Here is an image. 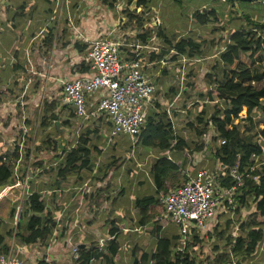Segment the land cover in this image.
<instances>
[{
    "label": "crops",
    "instance_id": "obj_1",
    "mask_svg": "<svg viewBox=\"0 0 264 264\" xmlns=\"http://www.w3.org/2000/svg\"><path fill=\"white\" fill-rule=\"evenodd\" d=\"M102 1L0 0V91H3L0 92V113H10L13 115V120L17 121L14 113H18V109L22 112L19 115L20 122H13L12 124L13 128H17V132L12 131L11 127L8 129L10 133H16L14 138L9 140V145L13 149H17L20 135H23L21 133L23 131L27 134L32 132L31 118L35 115H32L31 111L33 108L36 109L37 103L40 101L41 107L44 104L47 105L45 111L43 110L42 113L36 115L41 123L44 117H50L51 114L57 116L56 121L51 120L47 130L53 127L54 132L57 133L58 145L63 146L67 142V138L70 139L72 136L77 135V144L81 138H86L89 141L88 148L92 151L88 166L74 172L65 179L58 177L57 174L50 179L43 176L45 174L43 172H46L48 168L45 167V164L40 165L41 170H43L39 171L41 173L34 172L32 166L36 161L33 164L32 157L27 158L28 152H25L24 164L21 163V159L16 175L20 181L24 180L26 182V187L22 189L15 186L18 181L15 175H13V180L9 185L2 186L5 191L3 193L4 197L0 201V231L4 234V246L8 248L9 252L11 251L22 258L24 263L27 262L26 264H37L41 254L39 248L25 245L16 235V227L20 217L18 221L15 218V224L11 223L9 212L14 202L9 204L7 197L12 194L16 196V209L18 207L23 209L26 200L32 194L38 193L42 196L46 209L45 213L56 215L54 217V227L45 242L46 246L42 243L39 244L41 249H45L44 261L48 264H71L75 260L74 250L77 253L80 248L90 249L92 237L99 236L93 230L94 224L89 225L92 220L96 219L95 214L103 215L104 221L107 220L106 214L118 215L119 223L122 224V221H125V215L128 213L129 192H132L134 198L131 204L133 212L134 203L137 199L151 195L157 198L158 194L163 192H155L150 172L151 167L158 159L165 157L179 166L182 182L183 172L196 173L204 169L216 171V162L209 154L211 140L203 141V137H196L195 133L198 130L190 127L192 123L195 126L194 120L196 121L198 117L205 113H201L204 111L194 113L192 105H186V99H183L187 92L186 83L188 79L193 77V73L188 66L191 63L201 62V59L197 57L192 59L193 61L191 60L190 63L182 61V58L186 56L177 57L176 63L168 61L163 66L157 62L150 69L156 103L153 109L149 111L148 119L154 123L163 122L171 126L173 138L170 140V148L167 150L145 149L137 140L130 145V139L127 137H121L119 141L111 138V128L108 121L104 119L92 121L76 118L71 113L70 107L62 103L60 81L75 80L86 72L87 69L84 63L88 43L95 40L117 42L120 44V51L125 54L127 48L124 45L126 44H135L140 40L141 43L153 40L148 35L144 36L146 39L142 40V35H136L137 33L120 32L127 19L124 14L127 16L128 12L124 13L122 9L121 12L123 13L118 16L119 11H115V9L119 2L124 3L123 0L118 2L112 0L107 3V7H110V9L107 8L106 11L101 8L100 3ZM136 2L137 0H132L133 6L129 9L132 3L129 4L125 11L132 14L134 11L137 13L142 12L141 7L134 6ZM247 6L264 11V0H259ZM118 10H121L120 7H118ZM137 13L134 12L135 15ZM34 22L38 24L35 25ZM117 26L121 28H117ZM21 27H25L24 33L19 31ZM31 30L34 33L29 37L21 36ZM20 37L26 38L18 41L17 38ZM162 49V51L168 50L167 48ZM160 55L161 53L159 55L153 54L154 58L152 59L151 56L150 60L163 59V57L170 54L163 57H160ZM220 73L218 79L224 76L225 71L221 70ZM208 77L210 76L206 75L207 81ZM218 81L221 82V80ZM209 89L208 84L207 91ZM206 98V103L201 106L205 111L208 110V104L219 103L216 99L210 102L207 92ZM93 103L95 101L92 100L91 104ZM18 104L20 108H18ZM244 110L246 111L245 108ZM255 111L261 113L259 110H254L252 114ZM206 115L208 119L210 113H206ZM251 118H253L252 115ZM260 125L261 130L263 125ZM207 127L204 132L199 129L201 134L197 133L198 136L211 133L214 137L213 125L211 128ZM78 134L80 135L78 136ZM192 136L196 137L197 141H194L195 139ZM178 140H182L186 144L185 147L188 148L182 150L185 151L186 149L189 152L173 149ZM192 142L199 143L193 145ZM201 144L204 145V150L196 153L194 151L195 146ZM137 148H139V151L133 157L134 150ZM121 149L125 151H123L125 156L130 155L120 158L118 161L119 168L112 167L111 169V166L108 165V161L111 159H101L100 163L95 160L97 156V159L101 158L109 150L120 151ZM111 157H114V154H111ZM115 158L118 159L117 156ZM61 160L63 159H60L59 156L57 159L58 166ZM97 164H100V166L104 164V167H107L103 169L105 173L103 179L101 176L100 181L96 179L95 166ZM38 179H40L39 183H37ZM116 188L118 190H114ZM109 218L112 219V217ZM155 222L153 223L154 226L162 228V236L168 239L178 236V229L175 226L168 223L162 227ZM228 222L231 224L227 228ZM106 228L102 227L101 230L108 233L112 229L111 224V229ZM258 228L263 232V239L254 253L244 258L233 257V260L232 255L229 254L227 264H264V224L262 226L258 225L252 204L245 206L234 204L227 207L221 203L216 210L215 217L208 221L206 232L195 231L191 242L193 245L198 244L195 239L203 241L201 243L211 242L210 236L214 237L216 233H225L224 238L217 237V243L220 247L218 254H220L224 246L228 247L229 244H233L239 236L244 237L247 241V233ZM11 229V235L7 234ZM214 229H216V233L213 232ZM225 230H227V233ZM227 235H232L229 243L225 242ZM157 238H160V234L155 236V242ZM148 239L145 238L144 241ZM94 247L99 248L98 243H94ZM214 255L208 258L207 253L205 256L206 264H213L212 257ZM151 256L149 261L152 260ZM191 258H193L192 254Z\"/></svg>",
    "mask_w": 264,
    "mask_h": 264
},
{
    "label": "trees",
    "instance_id": "obj_2",
    "mask_svg": "<svg viewBox=\"0 0 264 264\" xmlns=\"http://www.w3.org/2000/svg\"><path fill=\"white\" fill-rule=\"evenodd\" d=\"M156 0H137L136 7H141L142 13L150 10V5ZM219 1V0H215ZM222 2L230 4L234 7V3L228 2L226 0H221ZM259 1V0H257ZM256 1V2H257ZM128 4L132 3V0H127ZM178 7L181 6L182 0H174ZM190 6L194 7V18H196L200 24H207L208 17H216L217 11L216 7L209 9L207 13H199V9L205 5L203 0H189ZM241 5H249L252 3H246ZM220 6H223L220 4ZM127 19L130 21L136 20L140 25L142 24L141 17L126 11ZM222 16V13L220 12ZM245 20L250 21L248 14L245 16ZM258 24V23H257ZM254 24V25H257ZM252 25V24H251ZM264 32V24L260 26ZM162 37L163 33L157 34ZM145 37L142 36V40ZM166 45V51H162L160 57L169 54L170 50L175 51L173 60L177 57L186 56L187 58H192L198 51L199 45L191 39L179 40L175 44L171 43V40L165 38L163 40ZM228 44L225 46L224 51L219 55L217 60V65H224L228 68V72L224 74L223 81L219 82L222 77L215 79L208 77L209 90L207 91V97L210 102L214 99L219 101V104H224L227 106L225 110H215L213 115L209 118V121L213 125V133L215 136L211 139L209 147L211 156L216 162L215 170H219L224 173L223 178H220V193L223 190L228 189L231 186V178L229 177V171L238 165V173L242 177L244 184L242 187L238 188L234 204L239 206H245L252 204L254 206L255 219L259 226L264 224V168L263 173H261L258 168H256V159L263 162L264 159V121L261 123L263 129L257 134V139L254 143L246 141L245 137L239 132L237 127L233 124L235 120H242L240 113L245 108L246 109V120L251 121V115L254 110H259L262 113L264 120V39L258 32L251 29H237L232 31L228 35ZM249 54V60L253 64H261V67L251 69L249 64L244 63L241 60L243 55ZM154 56L152 55V59ZM261 70H263L261 72ZM196 119L195 124L202 126L203 130H207V126L210 123L206 122V113ZM51 120L56 121L57 116L51 114L50 117H44L42 119V128L46 130ZM204 123V125H203ZM190 127L198 130V134H201L198 127L194 124H190ZM172 131L169 124H164L163 122L154 123L150 119H147L146 126L142 129L141 133L137 137V142L145 149L158 148L160 150H167L170 148V140H172ZM224 141V144H221ZM88 139L81 138L79 140L78 146L66 153L65 158L60 161V165L63 167L57 172V176L65 179L67 176L73 174L74 172L85 168L89 164V158L91 156V149L88 148ZM186 144L182 140H178L174 146L175 151H181ZM188 149V148H187ZM204 150V145H197L194 148L196 153L202 152ZM14 159L11 160L7 158L6 155L0 154V186H7L13 180V163L17 158V149L13 150ZM59 157V156H58ZM255 159V160H254ZM256 169H255V168ZM152 181L155 186V192L158 193L163 191L167 193L170 189L178 188L182 185L178 176L180 174V167L177 166L173 161L162 157L157 160V162L150 169ZM253 177H257V180H253ZM179 181V184L174 183ZM155 193V194H156ZM224 205L229 207L227 202ZM16 203L12 204L9 212V217L13 220L16 212ZM45 205L43 198L40 194H32L25 202L22 209L18 226L16 227L17 236L22 240V242L27 246H36L40 250V259L37 264H48L44 261L45 249L39 247L42 243L48 239L51 231L54 227V217L51 213H45ZM163 206L159 203L156 196H149L142 199H137L134 203V213L137 216V226L147 227L155 222V219L163 213ZM163 224H168V221L163 219ZM231 223H227V228ZM25 231L23 232V229ZM119 229H111L106 233V237L109 239L105 248L103 250H98L96 247L91 246L88 248H80L77 250L78 257L73 260L72 264H90L92 261L102 259L106 264H112L113 260L117 257L120 246L118 243V232ZM154 232L156 235L160 234V238H157L155 243V252L151 256L155 264H164L165 261H169L172 257L171 248L175 246L178 236L168 239L162 236V228L155 227ZM216 233V229L213 231ZM227 233V230H225ZM12 229L7 232L11 235ZM22 233V235H21ZM225 233H216L210 236L213 246L207 248L208 258L215 254L213 258V264H227L229 261V254L233 257H247L250 256L256 250L258 244L263 239V232L260 228L250 230L246 237L239 236L234 240L233 244L229 246H224L220 254L219 245L217 243V237L224 238ZM232 235H227L225 242H231ZM198 244L203 241L195 239ZM93 245V244H92ZM46 246V245H45ZM189 248V247H188ZM203 248H205L203 246ZM8 248L4 246V234L0 231V255L7 254ZM133 256H136V252H133ZM150 259L149 252L142 253L139 257V264H148ZM172 264V262H170ZM174 264H196L193 258L190 257L189 251H186L182 255L175 254Z\"/></svg>",
    "mask_w": 264,
    "mask_h": 264
},
{
    "label": "rangeland",
    "instance_id": "obj_3",
    "mask_svg": "<svg viewBox=\"0 0 264 264\" xmlns=\"http://www.w3.org/2000/svg\"><path fill=\"white\" fill-rule=\"evenodd\" d=\"M102 0H99L101 2ZM112 0H103L101 4V8L103 10H108L107 8L110 9V7H107V3H110ZM118 2L119 0H113ZM205 5L199 9V13H207L210 8L216 7L217 15L216 17H208L207 24H200V22L194 18V12L196 9L194 7H189L190 2L189 0H182L181 6L178 7V5L175 4L174 0H156L150 5V10L145 12V15L142 12H136V15L138 17H141L142 24H138L136 20L130 21L129 19L125 20V25L121 28L117 26V28H121L120 32H133L134 34L137 33L136 35H142L145 36L148 35V37L153 38V46H158L159 48H167L166 43L163 41L165 38H168L171 40L172 44H175L179 40H184L191 38L193 39L197 45H199L198 51L196 52L195 56L188 59L186 63H190L192 59H195V57L201 59V62L199 63H191L189 65L190 71L193 73V77L191 79H188V82L186 83V88L187 92L184 96L183 99H186V105L191 104L192 108H194V113L200 112V111H205L201 106L203 103H206V92L208 88V81L206 80V75L210 76L212 79H215L216 76H220L219 74L221 70L225 73H227L229 70L226 66L224 65H217V60L219 59V55L224 51L225 46L229 43L228 42V35L237 29H251L254 28L255 31L258 32V35L264 39V32L261 29V25L264 24V11H260L258 9L255 10V8H252L247 5H241L246 4V2H237L234 3V7H232L230 4L222 2L221 0L215 1V0H203ZM122 2H119L118 5H116L115 11H119L118 16L122 14L123 12L125 13V9L129 6L128 2L126 0H123ZM222 4L223 6H220ZM133 6V3L129 7V9ZM118 7H120L121 10H118ZM248 7V9H247ZM124 11H123V10ZM123 11V12H121ZM132 11V10H130ZM220 12L222 13V16L220 15ZM248 14L250 21L253 23L246 21L245 16ZM124 17L127 18V16L124 14ZM115 20V19H114ZM258 23V24H257ZM35 25H37V22H34ZM252 24V25H251ZM257 24V25H254ZM25 30V27H21L19 30L21 33H24L23 31ZM148 32V33H147ZM163 33L162 37H159L157 34L158 33ZM32 33H34L32 30L29 31V33L23 34L21 36H26L29 37ZM26 37H20L17 38L18 41L21 39H25ZM146 39V38H145ZM138 43H141V40L138 41ZM145 43V42H144ZM153 53H149V56L151 57ZM249 54L243 55L241 57V60L249 64L251 66V69L261 67V64H257L254 62L253 64L249 60ZM186 58V57H184ZM187 59V58H186ZM193 61V60H192ZM170 63H176V60H171ZM223 67V68H222ZM263 70H261L262 72ZM224 73V74H225ZM190 78V77H189ZM223 81V77L221 79ZM3 92V91H0ZM45 103V102H44ZM42 104L39 101L37 103L36 109L33 108L31 113L32 115H35L34 117L31 118V126H32V132L29 134H25V142L27 148L23 149V152H28L27 158L32 157L33 159V164L36 163L32 166V169L34 172L38 171V173H41L39 171L41 170V164H45V167H48L46 169V172L43 176L48 177L49 179L57 174V172L63 167V165L58 166L57 164V159L58 156H60V159L65 158V154L70 151V149L76 148L78 146L76 139L78 141V138H76L77 135L72 136V138H67V142L63 145L60 146L58 145V138H57V133L54 132L53 127L50 129L44 130L41 125V121L39 118H37V113H42L43 110L45 111L47 105L44 104L43 107H41ZM208 112L210 115L208 116L209 118L214 114L213 112L215 110H225L227 109V106L224 104H219V103H214V104H208ZM18 108H20L18 104ZM18 113L16 114V120L20 122L21 118L19 117L20 109H18ZM258 111H255L252 114V120H246V111L243 109L242 112L240 113V117H242V120H238L237 122L235 121V126L239 130V132L245 137L246 141H250L254 143L257 139V134L260 131L261 123H263V116L262 113H257ZM36 113V114H34ZM12 114L10 113H0V154L6 155L7 158L13 160V148L11 145H9V140L14 138V135L12 132L8 130L9 127H11L12 131L17 132V128H13L12 124L13 122H17L13 120ZM31 116V115H29ZM23 118V117H22ZM28 118V117H26ZM209 118L207 119V122L209 121ZM30 119V118H29ZM192 119H194L192 117ZM194 122H196L194 120ZM204 125V123H203ZM196 127H198L202 132H204L202 126H198L195 124ZM22 134V133H21ZM80 134H78L79 136ZM196 137H203V141L211 140L213 138L211 133H206L205 136H198L197 133H195ZM21 137V135H20ZM122 136H118L114 139H117L118 141L121 140ZM196 137L192 136L194 138V141H197ZM208 137V138H207ZM60 140V139H59ZM129 142V140H128ZM131 142V143H130ZM129 144L132 145V140H130ZM200 142V141H199ZM199 142H192L193 145L199 143ZM124 150L121 149L120 151L118 150H109L103 154L101 158L96 157L95 160H97V163H100V160H109V166L115 168H119L118 161L120 158L124 155ZM139 151V148L134 150V156H136L137 152ZM183 152H189V150H182ZM115 152V153H113ZM131 153V151H130ZM111 154H114V157H111ZM110 155V156H109ZM130 155V154H129ZM129 155H126L125 157H128ZM115 156L118 157L115 158ZM140 156V155H139ZM22 161L21 163L24 164V155L22 156ZM132 157V156H131ZM113 159V160H112ZM263 162H260V160H256V167L258 170L263 173V168H264V159L262 160ZM126 164V162H125ZM96 168V179L100 181V178L104 175V170L107 167H104V164L100 166V164H97L95 166ZM49 169V171H47ZM178 180L181 182V174L178 176ZM179 181H176L174 184L177 185L179 184ZM40 182V179H38V182ZM102 185V184H101ZM101 189V188H100ZM98 189V190H100ZM114 190H118L117 188ZM130 193L129 201H128V213L125 215L124 220L122 221V224L119 223V218L117 217L118 215H110L106 214L105 216L107 217V220H103V215L100 214H95L94 220H92L89 225L94 224V232L95 234L99 236H93L91 240L90 246H94V243H98V240H101V237L103 239L106 238V231L101 230L102 227H107L108 229H120L118 232L119 238H118V243L120 246L119 253L117 257L113 260L114 264H131L134 258H138L141 256V254L145 251L149 252L150 255H153L155 252V232L154 224H151L150 226L147 227H139L137 226V216L133 212V207H132V202H133V194L132 192ZM116 197V195H114ZM10 199H9V198ZM8 203L16 202V196L11 195L8 196ZM99 211V209H97ZM97 211V212H98ZM108 211V210H106ZM115 213V212H114ZM109 217H112L110 219ZM15 218H17V209L15 212V216L13 220H11V223L15 224ZM113 223V225H112ZM157 223V222H155ZM111 224V228H110ZM159 225L162 224V222L157 223ZM156 224V225H157ZM165 225V224H163ZM106 228V229H107ZM101 236V237H100ZM194 237V236H193ZM192 237V238H193ZM12 238V236H10ZM145 238H149L148 240H145ZM18 241V240H17ZM144 241V242H143ZM213 242H205L203 245L202 244H196L193 245L191 244L187 247L190 257L191 254L193 255V260L195 261L196 264H206L207 260L205 256L207 255L208 251L206 250L207 248H211L213 246ZM107 244V242H106ZM105 244V245H106ZM203 246L205 248H203ZM133 252H136V256H133ZM66 261V260H65ZM64 261V263H65ZM26 262V261H25ZM169 262H172L174 264L175 262V255L174 252L172 254L171 259ZM27 263V262H26ZM25 263V264H26ZM73 263V262H72ZM71 263V264H72ZM90 264H106L102 259L95 260L91 262ZM139 264V261H138ZM149 264V262H148Z\"/></svg>",
    "mask_w": 264,
    "mask_h": 264
},
{
    "label": "built area",
    "instance_id": "obj_4",
    "mask_svg": "<svg viewBox=\"0 0 264 264\" xmlns=\"http://www.w3.org/2000/svg\"><path fill=\"white\" fill-rule=\"evenodd\" d=\"M152 42L153 40L126 44L124 45L127 48L125 54L120 51V44L117 42L95 40L88 43L84 63L86 72L75 80L60 81L62 103L70 107L71 113L76 118L108 121L111 138L122 136L132 140V143L135 142L146 126L149 111L156 103L150 69L157 62L162 66L167 64L176 54L174 50H170L169 56L151 61L149 53L159 55L163 50L162 47L153 46ZM188 59L182 58V61L186 62ZM92 100L95 103L91 104ZM209 127H212L211 123ZM22 134L17 143L18 156L12 169L18 180L15 186L24 189L26 182L20 181L16 175L19 162L22 156L26 155L23 152L26 132L23 131ZM224 143L221 141V144ZM223 176L224 173L219 170L183 172L181 186L170 189L167 193L158 194L157 200L164 211L155 221L162 222L163 227V219H165L178 229L177 242L171 248V253L174 252V255L180 256L186 251L195 231L206 232L208 221L215 217L221 203L227 202L229 206L234 205L235 194L244 184L238 173V165L229 171L231 186L220 193V181H222L220 178ZM253 180L256 181L257 177H253ZM4 191L5 189L0 191V201L4 197ZM21 212L22 209L18 207L16 221ZM108 240L99 239L97 249L103 250ZM73 254L74 259H77L78 254L75 250ZM0 264L25 263L17 254L8 251L7 254L0 255ZM149 264H155L154 260H150Z\"/></svg>",
    "mask_w": 264,
    "mask_h": 264
},
{
    "label": "water",
    "instance_id": "obj_5",
    "mask_svg": "<svg viewBox=\"0 0 264 264\" xmlns=\"http://www.w3.org/2000/svg\"><path fill=\"white\" fill-rule=\"evenodd\" d=\"M226 1H228V2H232V3H237V2L254 3V2H256L257 0H226ZM134 2H135V1H134ZM134 6H135V5H134ZM2 189H3V187L0 186V191H1ZM138 261H139L138 258H134L131 264H138ZM112 264H114V263L112 262ZM164 264H170V262L167 260V261H165Z\"/></svg>",
    "mask_w": 264,
    "mask_h": 264
}]
</instances>
